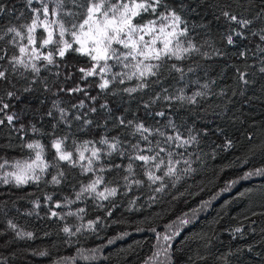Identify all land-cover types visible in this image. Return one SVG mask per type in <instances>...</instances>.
<instances>
[{
    "label": "trees",
    "instance_id": "trees-1",
    "mask_svg": "<svg viewBox=\"0 0 264 264\" xmlns=\"http://www.w3.org/2000/svg\"><path fill=\"white\" fill-rule=\"evenodd\" d=\"M48 2L54 6L52 0ZM0 5L5 8L0 14V35L8 27L29 22L26 0H0ZM165 5L175 9L187 27L182 46L193 48L181 60L150 61L161 67L147 79L144 89H139L141 81L136 78L125 76L124 83H119L121 77L114 74L130 70L115 61L108 62L111 71L104 77L109 87L100 89L99 70L84 78L79 69L90 68L92 61L72 51L64 58L56 56L53 64L34 61L39 72L23 67L13 71L7 62L16 53L11 34L0 40V55L7 53L0 60V70L7 71V80H0V100L10 105L8 114L19 117L13 125L6 119L0 125V163L34 157L26 145L39 142L50 165L37 173L38 181L19 186L11 177L5 184L4 172L11 169H0V264H61L82 249L101 246L106 248L100 262L80 264H144L157 245L153 229L162 230L205 202L213 205L174 241L171 264H264V177L245 179L247 173L264 169V72L260 71L264 51L257 47L264 48V41L252 35L264 28V19L257 18L258 13L264 14V0H164L159 11ZM33 7L40 5L34 2ZM224 11L253 19V24L240 29L222 15ZM233 28L244 35H233L234 43L229 45L227 36ZM70 69L78 79H68ZM238 70L246 73L247 84L239 79ZM76 87L82 90L73 91ZM131 88L137 91H125ZM9 91L15 93L12 98L7 96ZM140 123L151 130L148 141L154 151L157 141L169 147L159 132L179 134L189 141L181 147L170 146L173 159L179 161L174 176L153 183L144 176L143 167H136L139 162L130 161L133 145L149 147L135 131ZM55 139H63L65 149L74 156L81 145L91 142L90 150H100L93 170L85 172L78 157L75 167L59 161L52 148ZM101 139L116 143V150L101 144ZM161 156L168 159L164 153ZM130 162L131 173L127 171ZM53 176L60 183H54ZM98 176L104 178L98 191L116 188L117 194L107 200L94 193L77 198ZM136 180L142 183L137 185ZM236 180L240 183L235 188L223 192ZM65 226L75 235L65 234ZM77 228L81 231L76 232ZM18 232L33 235L20 237Z\"/></svg>",
    "mask_w": 264,
    "mask_h": 264
},
{
    "label": "snow or ice",
    "instance_id": "snow-or-ice-1",
    "mask_svg": "<svg viewBox=\"0 0 264 264\" xmlns=\"http://www.w3.org/2000/svg\"><path fill=\"white\" fill-rule=\"evenodd\" d=\"M38 3L40 7H33V4ZM54 6H50L48 0H26V6L31 12L29 22L20 24L19 26L8 27L4 35L11 34L12 46L16 49V53L8 58V63L12 66L13 71L23 67L33 72H39V67L34 61H46L47 64L56 62V56L64 58L69 51L76 52L81 56L89 58L92 61L90 68H80L84 78L94 76L99 70L101 75V83L98 85L100 89H107L110 81L104 77L111 71L109 61H115L123 66L125 71L115 73L121 79L119 83H124L123 77L129 80L136 78L141 81L139 89L147 87V79L157 75V71L161 64L150 63V61H163L164 58L175 57L177 60L183 59V54L192 50L193 46L189 44L187 47L182 46L181 37H186L188 30L180 14L175 9L164 6V11H159L164 4V0H52ZM69 5H71L69 7ZM5 11L3 5H0V14ZM145 14H150L153 19H146ZM23 15V14H21ZM222 15L232 24L238 25L240 29H249L253 24V19L244 16H238L229 11H224ZM139 18V19H138ZM258 19H264V14H257ZM38 30L43 31V35L38 36ZM4 35H0V40L4 39ZM233 35L243 36L244 34L236 28L231 29V34L227 36L229 45L234 43ZM252 35H259L260 40L264 41V28H260L259 32L253 31ZM147 37V39H146ZM259 50L264 51V48L257 46ZM42 49H48L46 53ZM123 49V51H121ZM241 57L245 55L240 53ZM7 53L0 55V60H4ZM176 71H181L173 65ZM264 72V67L260 69ZM239 79L247 84L245 79L246 73L238 70ZM0 80H7V71L0 70ZM26 91L28 89H25ZM79 89H74L76 91ZM129 93L137 91V88L125 89ZM15 93L9 91L7 96L12 98ZM196 95H200L197 93ZM156 99H159L157 96ZM165 99H173L165 97ZM183 99V97H180ZM194 101V98H189ZM0 125L4 124L5 119L9 125H13L14 121L19 119L16 113H7L10 107L8 103H3L0 100ZM83 106V102H81ZM145 107H148L146 104ZM92 111H95L93 108ZM61 112L63 110L61 109ZM51 115V113H49ZM156 115L163 116V112H157ZM79 119V117H77ZM124 123L123 120L120 121ZM129 124L131 121L128 122ZM23 130V125H21ZM35 131V128H33ZM135 131L140 133L144 140L148 141V136L152 132L143 123L135 126ZM147 133L148 135H144ZM161 137H165L164 143L169 147H164L160 141L156 142V149H153L152 142L148 141L149 147L141 148L139 144L133 145L135 154L130 156V161L139 162L136 167H143L144 176L148 181L155 183L162 180L164 177L174 176L177 172L176 165L178 160L173 159V152L170 146L175 144L176 147L187 145L189 141L183 140L181 135L175 136L165 135L164 132H159ZM179 142V143H177ZM88 143L85 142L77 149V154L74 156L72 151L65 149L63 139H55L52 142V148L56 152V158L62 162H68L72 167L77 165V157L80 166L85 172L93 170V161L100 158V150L92 147L88 148ZM101 144H107L108 147L115 151L116 143H109L106 139L100 140ZM26 147L34 152V157L28 159H18L11 164L5 160L0 163V169L9 167L11 170L4 172L3 182L9 183L8 177L15 181L17 186L26 184L28 181H38L40 179L37 173H43L49 168V163L44 157V147L39 143H28ZM91 151L90 156H85V153ZM161 153L166 154L167 160ZM87 164H84V161ZM187 163V161H185ZM116 167H120L116 165ZM133 164L130 162L127 166V171L132 172ZM156 172H162V176L156 175ZM256 175H264V169H257ZM63 172L60 176H63ZM253 173H247L246 176H251ZM103 177H97L90 184L86 185L77 198L84 193H94L96 197L107 200L109 197L117 194L116 188L105 187L102 191H98L99 185L103 183ZM127 179V177H125ZM54 183H60L56 177H52ZM137 185L141 184V180H136ZM157 188L156 191H160ZM39 205L37 204V207ZM56 207H60L59 204ZM79 211L83 212V209ZM70 215L72 213H69ZM56 212H52V216H56ZM180 223L187 224L188 221L181 220ZM15 228V225H9ZM92 227V224H89ZM171 228V225L168 226ZM76 232L81 231L77 228ZM155 231V229H153ZM239 232L240 229H235ZM63 232L69 236L75 235V232L65 226ZM176 235L179 233L176 232ZM18 236L28 238L32 237V233L18 232ZM174 236L165 233H157V251L144 261V264H160L159 256L161 252L165 255L171 248L170 241ZM111 243V241H109ZM45 255V253H40Z\"/></svg>",
    "mask_w": 264,
    "mask_h": 264
},
{
    "label": "rangeland",
    "instance_id": "rangeland-1",
    "mask_svg": "<svg viewBox=\"0 0 264 264\" xmlns=\"http://www.w3.org/2000/svg\"><path fill=\"white\" fill-rule=\"evenodd\" d=\"M66 76L68 77L69 80H72V79L75 80V79L79 78V76L75 75V72L73 69L68 70ZM75 89H79L76 91L82 90V88H80V87H76ZM85 89L87 91V90H89V87L88 88L85 87ZM14 123H15V121H14ZM255 172L256 171L251 172V173H253V175L246 176L245 179L251 180L254 178L264 177V175H256ZM243 181H246V180H243ZM239 183H240V180H236V181L232 182L231 184H229L226 187L227 190L225 189L223 192H225V191L228 192V191L232 190ZM222 194H224V193H221V195ZM212 205H213V202H205L199 209L193 211L188 216L181 218V219L177 220L176 222H174L173 224H171V228H169L168 226H165V227H163L162 230L152 231V233L155 235V237H156V234L158 232L163 234L166 231L169 235L174 236V238L170 241L171 248H170L169 252L167 253V255H165L163 252H161V254L158 258L160 264H171L172 263V245H173L174 241L177 239V237L180 235V233L185 228H187L188 226H190L194 222H196L200 216L206 214V212H208V210L212 207ZM181 220H186V221H188V223L182 224V223H180ZM176 232H178L179 234L176 235L175 234ZM105 248H106V246H101V247L95 248L93 250L82 249V250L78 251L74 257L66 258L63 261H61V264H80V263H97V262H100L102 260V255H103ZM155 251H157V248H155Z\"/></svg>",
    "mask_w": 264,
    "mask_h": 264
}]
</instances>
